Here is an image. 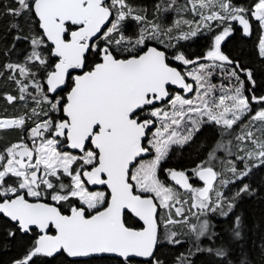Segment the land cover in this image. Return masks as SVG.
<instances>
[{
  "label": "snow or ice",
  "instance_id": "1",
  "mask_svg": "<svg viewBox=\"0 0 264 264\" xmlns=\"http://www.w3.org/2000/svg\"><path fill=\"white\" fill-rule=\"evenodd\" d=\"M168 13L176 14L170 22ZM3 17L11 18L13 45L0 55L8 57L18 41L29 46L23 62L0 65V76L10 73L19 93L3 98L26 107L0 117V130L20 133L0 145V220L11 222L6 234L12 239L17 232L32 236L11 264L58 255L66 264L104 256L117 264H165L157 248L183 243L176 228L184 225L196 252L225 264V243L215 246L219 234L201 217L232 220L236 202L254 195L244 180L264 167V107L248 114L253 103L264 105V95H245L255 89L253 72L224 54L221 44L234 23L248 36L256 22L264 59V0L247 7L233 0H186L183 6L164 0L151 15L132 0H0ZM202 29L211 42L191 59L179 42ZM217 70L219 85L212 82ZM208 124L219 126L221 137L239 127L236 152L221 139L202 145L206 159L190 175L164 169L173 146L189 144ZM219 152L233 159L220 160ZM240 228L235 215L232 240L240 239ZM202 237L209 247H200ZM192 254L181 253L176 264H189Z\"/></svg>",
  "mask_w": 264,
  "mask_h": 264
},
{
  "label": "trees",
  "instance_id": "2",
  "mask_svg": "<svg viewBox=\"0 0 264 264\" xmlns=\"http://www.w3.org/2000/svg\"><path fill=\"white\" fill-rule=\"evenodd\" d=\"M5 2L7 3L8 0H5ZM132 2L139 7L148 8L149 15H151L153 5L158 2H164V0H132ZM251 2L252 0H233L234 4L245 7L249 6ZM185 3L186 0H177L179 6H183ZM175 15V13H168L166 22H170ZM183 15L188 19H193L191 12L184 13ZM10 19V17L0 18V52L5 48L11 49L13 45V34L7 33ZM233 27L234 30L231 35L226 37L222 42L221 49L224 54L252 70L256 86L254 91H246L245 95L249 99H251L253 94L262 96L264 95V59L258 55L259 26L256 22H253L252 33L248 36L242 33L241 26L238 23H234ZM184 29H187V27L185 26ZM216 31H219V29H216ZM210 42L211 34L206 29H202L201 33L196 37H192L187 41H180L178 50L184 52L189 58L195 59L198 56L204 55ZM28 50L29 46L26 42H16L15 49L8 57L0 55V65L8 62H23L24 55L27 54ZM8 75L10 73L0 76V117L19 115L26 110L24 103L17 101L14 104H9L3 98L6 93L19 95L17 86L14 82L8 80ZM247 86L251 87V85ZM31 106L32 102L29 100L28 107L30 108ZM251 107L253 109L252 113H254L256 110L264 107V105L253 103ZM252 113L248 115L250 116ZM244 119H247V117ZM244 119L243 123L247 124L248 120L244 121ZM220 131L219 126L213 124L203 126L201 131L189 144L183 147L173 146V150L170 151L168 157L162 162L163 168L175 170L193 168L201 160L206 159L207 149L202 148V145L207 144L208 146H212L215 141L221 139L225 143L228 140L231 141V148L236 152V145L239 142L234 137L236 134H239L240 128H235V134L232 135L233 139H228L225 136L221 137ZM19 136V130H0V145L14 142L19 139ZM240 167H243V165L241 164ZM219 168L220 164L218 163L217 169ZM166 175L165 172H161L162 179ZM244 183L251 184L252 188L255 189V193L251 196L243 195L236 202L232 220L235 219V215L241 217V237L239 240H232L231 233L228 231L232 220L211 213L207 217H202L211 221L212 230L219 234V239L216 240L215 246L218 247L224 242L225 247L228 249V257L225 264H228V261H231V264H241V261H244L245 264H264V167L253 169L250 176L245 178ZM238 186L239 182L236 185H229L225 189L226 194L231 196ZM192 220L191 218L190 223L193 222ZM10 228H12L10 221L6 219L0 220V264H11L13 260L21 258L32 239L31 234L22 236L19 232L16 233V238L12 239L6 234ZM176 231L180 233L178 238L183 243L180 245H170L165 242L157 248V255L164 260L165 264H176L177 256L181 253L187 254L189 251L193 253L188 258L189 264H219L220 257L208 252H196L195 237L189 233L186 225L177 226ZM210 244L211 242L206 238H201V248L209 247ZM33 264H66V258L63 255H58L55 258L35 257ZM80 264H117V261L116 258L104 256L81 259Z\"/></svg>",
  "mask_w": 264,
  "mask_h": 264
},
{
  "label": "rangeland",
  "instance_id": "3",
  "mask_svg": "<svg viewBox=\"0 0 264 264\" xmlns=\"http://www.w3.org/2000/svg\"><path fill=\"white\" fill-rule=\"evenodd\" d=\"M188 19V18H187ZM185 31H187V29H184ZM191 67V66H190ZM213 83H215V84H217V85H219L220 83H221V76H220V73H219V71L217 70V72H216V74H215V76H214V78H213V81H212ZM224 83L225 84H227V81H224ZM216 95H218L219 94V89H217V92L215 93ZM252 114H254V113H252ZM251 115V114H250ZM246 120H248V118L247 119H244V121H246ZM233 134H235V132L233 133ZM226 138H228V139H231L232 138V136H225ZM233 139V138H232ZM229 141V140H228ZM229 147L231 148V145H229ZM231 151L232 152H234V150L231 148ZM218 157L220 158V160H225V161H227V160H230V159H233V157H231V156H227V154L226 153H224V152H219L218 154ZM217 163V165H218V163H219V161H217L216 162ZM219 170V169H218ZM168 183H170L169 181H168ZM187 207V206H186ZM193 220V222H192V224L194 223V224H196L197 223V220H196V218L195 217H191ZM201 219H204L203 217H201ZM210 223H211V221H210ZM211 225H212V223H211Z\"/></svg>",
  "mask_w": 264,
  "mask_h": 264
},
{
  "label": "flooded vegetation",
  "instance_id": "4",
  "mask_svg": "<svg viewBox=\"0 0 264 264\" xmlns=\"http://www.w3.org/2000/svg\"><path fill=\"white\" fill-rule=\"evenodd\" d=\"M191 169H184L189 175L191 173ZM191 183H193L195 186L199 187V186H202V182L198 181V180H195L194 178L192 180H190ZM67 211V210H66Z\"/></svg>",
  "mask_w": 264,
  "mask_h": 264
},
{
  "label": "water",
  "instance_id": "5",
  "mask_svg": "<svg viewBox=\"0 0 264 264\" xmlns=\"http://www.w3.org/2000/svg\"><path fill=\"white\" fill-rule=\"evenodd\" d=\"M177 171H180V170H177ZM169 182H170V183H174V182H172V181H170V180H169ZM82 259H87V258H82Z\"/></svg>",
  "mask_w": 264,
  "mask_h": 264
}]
</instances>
